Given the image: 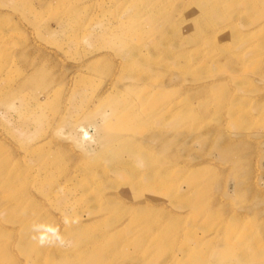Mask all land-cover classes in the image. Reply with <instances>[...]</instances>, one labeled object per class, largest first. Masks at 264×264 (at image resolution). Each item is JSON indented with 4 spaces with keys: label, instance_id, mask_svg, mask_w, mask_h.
Here are the masks:
<instances>
[{
    "label": "rangeland",
    "instance_id": "374dc122",
    "mask_svg": "<svg viewBox=\"0 0 264 264\" xmlns=\"http://www.w3.org/2000/svg\"><path fill=\"white\" fill-rule=\"evenodd\" d=\"M0 264H264V0H0Z\"/></svg>",
    "mask_w": 264,
    "mask_h": 264
},
{
    "label": "bare ground",
    "instance_id": "6f19581e",
    "mask_svg": "<svg viewBox=\"0 0 264 264\" xmlns=\"http://www.w3.org/2000/svg\"><path fill=\"white\" fill-rule=\"evenodd\" d=\"M215 34L216 33H211V34H209L208 36H206L207 38H209V39H211V38H213V37H215ZM87 132L88 131H85V133H84V137H85V135H87ZM102 245V240H100L99 242H96V244H95V246H98V247H100ZM91 258H93V257H90L89 255L88 256H85V255H82L81 256V260L82 261H90L91 260ZM89 259V260H88ZM98 259H100V256H99V258ZM98 259H97V263H99V261H98Z\"/></svg>",
    "mask_w": 264,
    "mask_h": 264
}]
</instances>
